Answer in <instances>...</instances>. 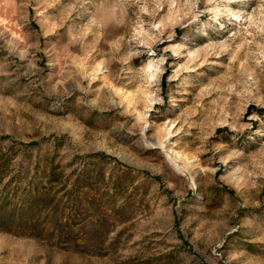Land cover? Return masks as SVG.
<instances>
[{"label": "rangeland", "instance_id": "rangeland-1", "mask_svg": "<svg viewBox=\"0 0 264 264\" xmlns=\"http://www.w3.org/2000/svg\"><path fill=\"white\" fill-rule=\"evenodd\" d=\"M0 264H264V0H0Z\"/></svg>", "mask_w": 264, "mask_h": 264}, {"label": "trees", "instance_id": "trees-1", "mask_svg": "<svg viewBox=\"0 0 264 264\" xmlns=\"http://www.w3.org/2000/svg\"><path fill=\"white\" fill-rule=\"evenodd\" d=\"M2 222H4L5 224H11L14 222V217L13 216H9V217H5L3 219H0Z\"/></svg>", "mask_w": 264, "mask_h": 264}]
</instances>
